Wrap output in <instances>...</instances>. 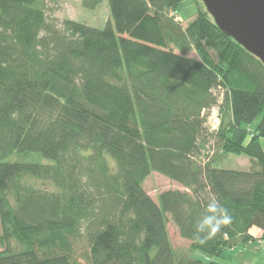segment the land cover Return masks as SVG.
I'll use <instances>...</instances> for the list:
<instances>
[{
  "label": "trees",
  "instance_id": "16d2710c",
  "mask_svg": "<svg viewBox=\"0 0 264 264\" xmlns=\"http://www.w3.org/2000/svg\"><path fill=\"white\" fill-rule=\"evenodd\" d=\"M49 1L0 0V264H222L192 254L219 257L252 227L264 241L260 59L200 0L185 25V0H107L102 28L49 19ZM229 154L250 166L220 167ZM153 172L183 190L154 200L143 186ZM213 198L232 222L198 243ZM168 221L190 255L172 247Z\"/></svg>",
  "mask_w": 264,
  "mask_h": 264
},
{
  "label": "rangeland",
  "instance_id": "374dc122",
  "mask_svg": "<svg viewBox=\"0 0 264 264\" xmlns=\"http://www.w3.org/2000/svg\"><path fill=\"white\" fill-rule=\"evenodd\" d=\"M201 2V0H200ZM197 3L195 0H185L183 1L176 9L177 15L181 18L182 23L185 25L189 20H191L196 12ZM47 15L49 19H52L56 22H60L64 18H70L76 21L84 22L87 25L102 28L104 27L106 20L109 17L108 14V5L107 0H101L100 3L92 9L82 7L81 0H51L48 3V10ZM194 56V52L190 54ZM218 95H221V90H216ZM217 111L214 109H210L206 112L205 117V126L208 131H213L217 128L218 123L220 122V112L219 108ZM218 119V121H217ZM260 116H258L249 126V129H253L256 124L258 123ZM213 126V127H212ZM212 127V128H211ZM209 138V137H208ZM261 144L264 148V140L261 141ZM212 140L211 137L208 139L205 149L214 150L212 148ZM33 161L41 160L42 162H47V160L35 156L31 158ZM11 160H15V156L11 157ZM249 158L246 155H233L229 154L225 156L222 161L219 162V166L227 169H247L250 166ZM147 193L155 200L157 195L167 189H180L183 188L178 185L177 183L171 181L170 179L166 178L158 174L157 172H153L150 174L143 184ZM168 228V235L171 242L172 247L179 255H190V242L185 240L179 236V233L171 221H168L167 224ZM11 245L16 248L20 249V245L14 240L10 239ZM258 248L255 245H250L244 249L243 245H239L234 247L233 249H226L223 255L220 257L208 258L201 252H194L192 254L193 257L202 259L203 261L207 260H215L222 264H244V262L249 261L250 259L253 261L255 258L259 257L260 255L256 254L255 250ZM3 249V245L0 243V250ZM258 255V256H257ZM256 263V262H254ZM260 263V261H259ZM257 264V263H256Z\"/></svg>",
  "mask_w": 264,
  "mask_h": 264
},
{
  "label": "water",
  "instance_id": "95a60500",
  "mask_svg": "<svg viewBox=\"0 0 264 264\" xmlns=\"http://www.w3.org/2000/svg\"><path fill=\"white\" fill-rule=\"evenodd\" d=\"M226 36L264 64V0H201Z\"/></svg>",
  "mask_w": 264,
  "mask_h": 264
},
{
  "label": "clouds",
  "instance_id": "9594fccd",
  "mask_svg": "<svg viewBox=\"0 0 264 264\" xmlns=\"http://www.w3.org/2000/svg\"><path fill=\"white\" fill-rule=\"evenodd\" d=\"M232 217L229 209L219 200L210 199L204 205V211L200 219L196 221L194 239L198 243H204L207 238L220 232L223 227L230 225Z\"/></svg>",
  "mask_w": 264,
  "mask_h": 264
},
{
  "label": "crops",
  "instance_id": "0c3cea01",
  "mask_svg": "<svg viewBox=\"0 0 264 264\" xmlns=\"http://www.w3.org/2000/svg\"><path fill=\"white\" fill-rule=\"evenodd\" d=\"M249 233L253 236V239L250 240L247 244H237L231 248H226V249H233L236 246L239 245H243L244 249L250 245H255L258 248H256L255 250H257L255 253L260 255V260L259 257L255 258L253 261L250 259L247 262H244V264H264V241H262L261 239V230L256 228V227H252L249 229ZM226 249L221 253V256L223 255V253L226 251ZM257 255V256H258ZM220 257V256H219ZM260 261V263H259ZM256 262V263H254Z\"/></svg>",
  "mask_w": 264,
  "mask_h": 264
},
{
  "label": "built area",
  "instance_id": "2783aa9c",
  "mask_svg": "<svg viewBox=\"0 0 264 264\" xmlns=\"http://www.w3.org/2000/svg\"><path fill=\"white\" fill-rule=\"evenodd\" d=\"M211 109H214L215 111H217V114H218V110H217V107L216 106H213ZM217 121H218V119H217ZM213 127V126H212ZM211 127V128H212Z\"/></svg>",
  "mask_w": 264,
  "mask_h": 264
}]
</instances>
